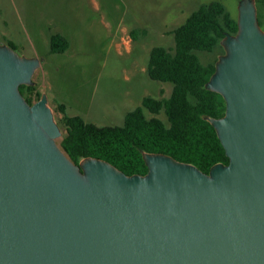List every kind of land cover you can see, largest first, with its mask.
Instances as JSON below:
<instances>
[{
    "label": "water",
    "instance_id": "1",
    "mask_svg": "<svg viewBox=\"0 0 264 264\" xmlns=\"http://www.w3.org/2000/svg\"><path fill=\"white\" fill-rule=\"evenodd\" d=\"M238 31L206 82L226 100L209 116L229 163L209 172L143 152L145 174L75 162L49 95L30 103L42 59L0 41V264H264V29L239 0Z\"/></svg>",
    "mask_w": 264,
    "mask_h": 264
},
{
    "label": "rangeland",
    "instance_id": "2",
    "mask_svg": "<svg viewBox=\"0 0 264 264\" xmlns=\"http://www.w3.org/2000/svg\"><path fill=\"white\" fill-rule=\"evenodd\" d=\"M210 1L0 0V41L11 40L20 54L42 59L32 79L48 93L62 134L66 126L58 102L66 105L69 114L99 125L123 124L126 113L144 96L171 94V82L148 75L150 51L156 45L174 47L172 30ZM220 1L238 15L239 0ZM261 12L264 16V7ZM134 28H141L137 38L132 35ZM56 32L70 41L63 53H50V36ZM198 53L209 62L222 52ZM146 112L167 120L164 112Z\"/></svg>",
    "mask_w": 264,
    "mask_h": 264
},
{
    "label": "trees",
    "instance_id": "3",
    "mask_svg": "<svg viewBox=\"0 0 264 264\" xmlns=\"http://www.w3.org/2000/svg\"><path fill=\"white\" fill-rule=\"evenodd\" d=\"M258 17L264 29L261 8L264 0H256ZM141 28H134L137 38ZM145 31V30H143ZM238 31V19L220 0L199 5L186 20L172 30L174 47L156 45L150 51L148 75L155 80L171 82L168 97H143L140 105L129 110L123 124L99 125L80 114H69L66 105L58 102L66 131L60 145L79 162L86 156L106 159L127 174H145L148 166L143 152H163L178 160L197 165L205 172L217 162L229 163L225 147L209 116L225 114L226 100L206 82L216 69L217 59L203 62L198 51L224 53L221 40ZM16 48V44L7 40ZM70 46L68 37L60 32L50 36V53H63ZM20 90L33 103L42 91L37 84H21ZM164 112L165 121L157 115Z\"/></svg>",
    "mask_w": 264,
    "mask_h": 264
}]
</instances>
